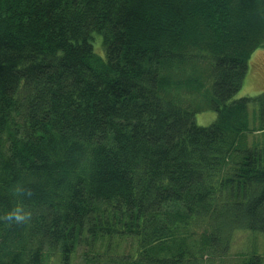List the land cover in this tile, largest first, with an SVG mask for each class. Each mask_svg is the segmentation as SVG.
Instances as JSON below:
<instances>
[{
    "label": "trees",
    "instance_id": "1",
    "mask_svg": "<svg viewBox=\"0 0 264 264\" xmlns=\"http://www.w3.org/2000/svg\"><path fill=\"white\" fill-rule=\"evenodd\" d=\"M259 49L264 0H0V264H200L264 235V93L236 99Z\"/></svg>",
    "mask_w": 264,
    "mask_h": 264
},
{
    "label": "rangeland",
    "instance_id": "2",
    "mask_svg": "<svg viewBox=\"0 0 264 264\" xmlns=\"http://www.w3.org/2000/svg\"><path fill=\"white\" fill-rule=\"evenodd\" d=\"M94 48L97 54L104 56L102 47V38L99 35H94ZM264 93V49L257 50L249 59V69L245 78L244 84L240 92L236 95V99L243 97H254ZM251 116L255 110H259V105L254 104L249 107ZM216 119L214 111H206L196 115V122L200 126H209ZM251 142L264 144V134L256 133L249 136ZM222 249L223 244L221 245ZM217 252L209 251L200 264H240L241 261L248 256L258 255L264 262V235L252 231H235L232 234L231 242L227 250ZM84 249H79L76 254L74 264H83L81 254ZM242 261V263H243ZM47 264H60L56 260L50 261Z\"/></svg>",
    "mask_w": 264,
    "mask_h": 264
},
{
    "label": "clouds",
    "instance_id": "3",
    "mask_svg": "<svg viewBox=\"0 0 264 264\" xmlns=\"http://www.w3.org/2000/svg\"><path fill=\"white\" fill-rule=\"evenodd\" d=\"M16 219H17V220H22V219H24V217H22V216H17Z\"/></svg>",
    "mask_w": 264,
    "mask_h": 264
}]
</instances>
